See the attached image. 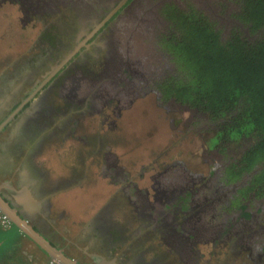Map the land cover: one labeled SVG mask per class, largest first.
<instances>
[{
    "label": "flooded vegetation",
    "instance_id": "af4514ba",
    "mask_svg": "<svg viewBox=\"0 0 264 264\" xmlns=\"http://www.w3.org/2000/svg\"><path fill=\"white\" fill-rule=\"evenodd\" d=\"M1 1L18 5L22 28H28L30 20L37 16L44 19L52 10L51 4L34 3L36 0ZM76 1L67 0L66 4L59 1L57 4L58 8L62 5L67 10L69 20L75 25L66 33L70 36L68 40H63L61 45L54 48L52 44L55 43L49 39L52 38L49 32H43L47 41L40 43L44 49L39 52L44 56L42 60L37 63L30 60L26 71H18L17 68L21 66H13L15 72L11 77L5 78V72L0 71V92H3L0 94V107L14 105L10 110L16 111L12 120L25 116L37 131L43 132L46 140L54 144L69 125L71 114H82L86 110L90 117L97 114L101 119H109L105 124L110 133L106 135L114 137V129H119L121 119L120 108H117L121 93L144 97L154 94L157 104L160 103L166 113H174L180 107V111L185 110L184 115H190V119L197 118L205 125V113L192 111L173 98L163 99L158 84L172 69L168 74L154 71L149 78H145L142 72L131 68L129 62L114 56L113 43L107 41L110 26H117L121 19L119 16L126 11L132 15L140 11L151 12L150 9L135 8L130 11L128 8L133 0H125L113 12L114 6L119 5L121 0L113 3V7H104L105 0H95L92 6L84 5L75 10L74 7L78 6ZM166 4L173 3L160 1L156 9L157 15L165 21L161 38L158 37L159 50L165 52L161 39L170 31L169 22L162 12ZM96 6L98 9H95ZM61 11V8L56 11V17L62 14ZM105 32L106 40L102 46L105 55L97 53L92 62L89 59L80 60L78 53L87 49L93 38L96 37L97 41L102 36L99 34ZM41 35L42 32L39 38ZM137 82L140 84L138 89ZM6 93L12 97H5ZM107 109L112 111L105 112ZM8 118L7 114L1 122ZM175 119L174 116L169 118L170 128L176 127ZM214 128L213 125L202 131L203 142L197 153L192 154L193 159L198 157L201 165L206 166L205 171L195 170L182 158L166 163L163 170L157 171L156 158L137 163L131 155L138 149L130 155L124 151L121 158L112 155L109 139L96 138L97 147L92 151L94 160H90V167L97 176L93 178L105 180L100 187L107 192L109 206L122 211L125 225H130L132 241L125 250L129 253V259L131 255L134 259L138 254L139 264H211L212 258L224 251L233 255L243 253L251 264H264V205L259 203L261 196L255 197L252 193L242 195L241 192L253 172L235 179L227 177L235 155L227 150L222 152L218 144L212 147L207 144V140L212 138L210 130ZM77 132L78 128L75 127L66 136L73 134L74 138ZM31 136H34L32 131ZM115 138L120 140V137ZM214 156L219 158L212 159ZM158 157L163 159L164 154ZM84 172H79L75 178L81 182L83 177H89ZM244 209L247 211L244 212ZM117 228L115 230L119 231ZM118 235L122 236V233L119 231ZM206 251L209 252L208 258L203 261L201 257Z\"/></svg>",
    "mask_w": 264,
    "mask_h": 264
},
{
    "label": "rangeland",
    "instance_id": "374dc122",
    "mask_svg": "<svg viewBox=\"0 0 264 264\" xmlns=\"http://www.w3.org/2000/svg\"><path fill=\"white\" fill-rule=\"evenodd\" d=\"M160 1L172 2L181 8L194 7L204 11L210 18L218 22L217 27L221 29L224 39L228 36L229 29L235 24L231 22L232 19L229 13L230 8L235 9L236 5L229 3V8L227 5L229 12L226 15L227 10L223 12V0H133L128 10L132 11L134 8H140L142 10L150 9L151 12L146 11L144 13L140 11L130 15L129 11H126V14H121L117 26L111 25L107 31V41L111 40L110 42L113 43L114 56L129 62L130 67L142 72L145 78L154 71L155 73L168 74L174 68L170 56L164 50H159L158 37L163 32L165 25L164 19L162 20L156 12ZM59 8L62 9L61 15L56 17V12H50L45 15L44 19L37 16L35 19L30 20L28 28H22L18 17L21 15L18 5L14 2L5 3L0 0V71L5 72V78L14 75L13 66L16 68L21 66L17 68L18 71L20 69L26 71L28 69L27 63L30 60L37 63L44 58L39 53L40 50H44L41 48L40 43L45 44L44 41H47L43 32H49L52 37L49 39H52V42L55 43L52 44L54 48L56 45H61L63 40L70 38L69 34L66 33H68L69 28H73L75 25L69 20L67 10L62 5ZM95 9L98 8L95 7ZM242 29L251 40L256 39L260 34L259 32L250 33L247 26ZM40 32H42V35L39 38ZM99 35H102L100 39L98 38L96 41V37L93 38L89 43V47L78 53V55L80 54V60L89 59L92 62L97 53L103 56L102 54L105 51L102 46L106 40V32ZM94 42L96 45H94ZM30 64L34 65L33 63ZM136 85L138 89L140 84L137 82ZM148 95L144 97V95L133 96V94L122 95L119 93L121 101L117 108H120L121 119L119 120V129L117 131L114 129V137L106 135L110 133L106 128L108 125L105 124L109 122V119L104 117V119H101L102 117L97 114L91 116V118L87 115L88 111L86 110L82 114H71L69 125L64 128L50 151H47L49 154L47 159L43 160V164H46L47 168L52 171V176H55L57 171L61 173L64 170L66 175L68 173L70 176L73 173L77 175L84 170L85 175H89V177L81 179L84 185L97 183L102 185V181L105 180L101 177L99 180L93 178L97 176L90 167V160H94V156L91 155L92 151L97 147L95 145L97 143L96 138H102L105 141L109 139L108 143L111 142L112 155L122 158L124 151H127L130 155L131 152L138 149V152H133L131 155L135 162L143 163L156 158L154 162L155 164L158 162V165H156L157 171L163 170L166 163L181 158L186 160L188 165L195 170L202 169L198 171H205L206 166L201 165L198 157L193 159L192 154L197 153L203 142L204 130L212 128L213 123L205 121L204 125V122H200L197 118L190 119V115H184L185 110L180 111V107L174 103H171V105L175 108L178 107V110L168 114L160 103L157 104L154 94ZM112 109L114 108L112 107ZM112 109H107L105 112H111ZM171 116L176 118V125L173 122L175 128L169 126ZM75 127L78 128V137L72 138L73 134L66 136V133H71ZM197 130H200V132ZM116 136L120 137V140H117ZM102 146L99 145L100 148ZM160 154H164L163 159L158 157ZM213 158H219V156ZM260 166L257 165L251 172H255ZM261 199L259 203L264 205V197H261ZM243 211L246 212L247 209ZM154 241L158 242V240ZM207 251L202 254L203 261L208 258L209 252L207 253ZM209 260H211V257ZM211 261V264H251L249 258H245L243 253L233 255L226 254L224 251L223 254L217 255Z\"/></svg>",
    "mask_w": 264,
    "mask_h": 264
},
{
    "label": "trees",
    "instance_id": "16d2710c",
    "mask_svg": "<svg viewBox=\"0 0 264 264\" xmlns=\"http://www.w3.org/2000/svg\"><path fill=\"white\" fill-rule=\"evenodd\" d=\"M229 3L236 5L229 13L235 24L225 39L218 22L204 11L174 3L163 7L170 31L162 37L161 45L174 68L159 82L158 89L163 99L173 98L192 111L206 114V121L215 126L207 144H218L222 152L235 155L228 178L241 177L261 165L241 192L262 197L264 0H223V12ZM244 26L250 33L259 32V36L251 40L243 31Z\"/></svg>",
    "mask_w": 264,
    "mask_h": 264
},
{
    "label": "crops",
    "instance_id": "0c3cea01",
    "mask_svg": "<svg viewBox=\"0 0 264 264\" xmlns=\"http://www.w3.org/2000/svg\"><path fill=\"white\" fill-rule=\"evenodd\" d=\"M13 107H0V197L4 200L0 209L10 220L9 227L0 228V264H47L57 259L11 219L16 215L26 216L28 221L20 222L80 264H139L138 254L129 259L125 251L132 241L130 225H125L122 211L109 206L107 192L98 183L84 185L64 170L52 176L43 164L52 141L25 116L12 120ZM7 114L8 120L1 122Z\"/></svg>",
    "mask_w": 264,
    "mask_h": 264
},
{
    "label": "water",
    "instance_id": "95a60500",
    "mask_svg": "<svg viewBox=\"0 0 264 264\" xmlns=\"http://www.w3.org/2000/svg\"><path fill=\"white\" fill-rule=\"evenodd\" d=\"M62 2L63 4H66L65 2H67V0H41V1H35L34 3H41V5H52V10L50 12H56L58 11V7L57 4L58 2ZM95 0H77L76 4L78 6L74 7L75 10L80 9V7L82 6H92L93 4L96 3ZM104 1V0H103ZM117 0H105L104 1V7L106 5H109L110 7H113V3H115ZM125 2V0H121L119 5L114 6V11H116L123 3ZM75 3V2H73ZM40 5V6H41ZM54 6V7H53ZM99 6V5H98ZM96 6V7H98ZM135 9V8H134ZM38 12L34 13L37 14ZM1 198V197H0ZM4 200L1 198L0 201V207L3 206L2 204ZM10 209V208H9ZM11 210V209H10ZM15 223L18 224V226L22 227V229L25 231L26 234H28L29 236H31L33 238V240L35 241V243L41 247L44 252L47 253V255L51 256V257H56L61 263L63 264H80L78 262H76L75 260H73L72 258L68 257L67 255H65L64 253H62L61 251L58 250V248L54 247L53 245H51V243L48 241L47 237H45L44 235L40 234V233H36L34 232L28 225L26 226L25 223H22L20 221H28V218H26V216H24V219L21 218L20 216L16 215L15 218H11ZM24 222V221H23Z\"/></svg>",
    "mask_w": 264,
    "mask_h": 264
},
{
    "label": "built area",
    "instance_id": "2783aa9c",
    "mask_svg": "<svg viewBox=\"0 0 264 264\" xmlns=\"http://www.w3.org/2000/svg\"><path fill=\"white\" fill-rule=\"evenodd\" d=\"M9 226H10V220L8 216L0 209V228L6 229ZM47 264H63V263H61L58 260H50Z\"/></svg>",
    "mask_w": 264,
    "mask_h": 264
},
{
    "label": "clouds",
    "instance_id": "9594fccd",
    "mask_svg": "<svg viewBox=\"0 0 264 264\" xmlns=\"http://www.w3.org/2000/svg\"><path fill=\"white\" fill-rule=\"evenodd\" d=\"M205 13V12H204ZM206 14V13H205Z\"/></svg>",
    "mask_w": 264,
    "mask_h": 264
}]
</instances>
